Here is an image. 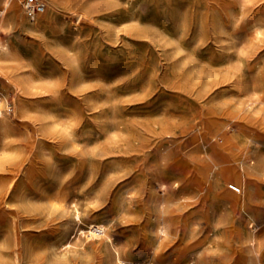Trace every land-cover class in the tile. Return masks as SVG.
Instances as JSON below:
<instances>
[{
  "label": "rangeland",
  "instance_id": "374dc122",
  "mask_svg": "<svg viewBox=\"0 0 264 264\" xmlns=\"http://www.w3.org/2000/svg\"><path fill=\"white\" fill-rule=\"evenodd\" d=\"M43 1L22 26L0 0L13 103L0 156L34 159L0 216V264H122L117 251L129 264H248L253 248L264 264V0Z\"/></svg>",
  "mask_w": 264,
  "mask_h": 264
},
{
  "label": "bare ground",
  "instance_id": "6f19581e",
  "mask_svg": "<svg viewBox=\"0 0 264 264\" xmlns=\"http://www.w3.org/2000/svg\"><path fill=\"white\" fill-rule=\"evenodd\" d=\"M5 6L9 10V18H11L12 20L18 22L22 26H27L28 25L27 24L28 22L26 21L27 19L25 18L26 17V14H27V11L25 10V8L23 9V13L24 14L20 13V10H19V7H18L17 2H14L13 3L12 0H5ZM2 13H4V9L0 13V26L1 27H2V24H3V21H2ZM252 30L256 34H260L262 32L261 31V26H260V24L256 20H253ZM2 59L3 58L1 57V53H0V65L1 66H2V64H1ZM2 69H3V66H2ZM4 71H6V68H5ZM25 109H26V105H25L24 100H22L20 102L19 106H18V110L21 111V112H24ZM9 125H10V123H9L8 119H6V118H0V135L3 132H7L10 129L9 128ZM39 128L40 127H38V128L35 129L36 130V132H35L36 134L32 135L30 138H28L25 141V145H26L27 151L28 150L31 151L32 148H36V146L38 144H40V142L42 141V140H40L42 138L41 137L42 135H41V133H39V131H40L41 128L40 129ZM80 128H82V127H80ZM49 130H52V128H50ZM6 145H4V148L5 147L8 148L7 146H9V145H7V146ZM9 148H10V146H9ZM20 148H22V147H18V149H20ZM12 149H13V146H12ZM24 151H25V149H24ZM103 153H105V151ZM20 155H13V156H20ZM1 156H0V171L1 170L2 171L3 170H7V172H10L11 173L12 178L8 182H6L3 179L0 180V216L5 213V211L7 209V204L13 198V193H16V181H15L16 179L15 178H17L24 170H29V169H32L34 167V164H32L33 161H34V159L32 157H28L27 159H23V160H20V158L18 160H16V159L14 160V158H16V157H13V158H11V157H4V158H2ZM241 157L242 158L240 160H242V159L245 158V156H243V155ZM254 168L255 167L247 166L244 169V172H245L244 174H245V176L248 177V182L250 184L249 189L252 188V180H251V177L250 176H251ZM230 170L235 171L237 169L231 167ZM243 188H244V186H243ZM245 191L246 190H244V193H245ZM20 193L21 194H26L25 191L24 192H20ZM248 197H249V195H248ZM222 198H223V200H227L228 202H231L232 200L236 199V197L235 196H232V195H224ZM90 231H91L90 232L91 234L98 235V236H102V237H104L103 239H105L107 242H110V243L113 244L112 238L107 233V231L105 230V227H104L103 224L92 223L90 225ZM153 231L155 232V234L157 236L156 238L158 240V244H157L158 245V248H160L161 251L164 250L165 247L168 245V237L170 235V227L166 224V222L159 221V222H156L153 225ZM247 238H248L249 242H252V246L255 247V245L253 244V242L255 241L254 233L253 232L248 233ZM247 253H248V256L246 258H247V261H248L247 263L248 264H256L259 261V256L260 255L258 253V249L257 248H253V250L250 249L249 251H247ZM162 256H163V254H160L159 255V258H161V261L164 264L165 263H167V264H176V263H180L182 261H185L186 253L182 254V256H179V255L173 256L172 259H170L169 257H162ZM117 260L120 263H122V264H129V263H127V261H124V260L121 259L120 252L119 251H117ZM34 264H39V263H34Z\"/></svg>",
  "mask_w": 264,
  "mask_h": 264
},
{
  "label": "built area",
  "instance_id": "2783aa9c",
  "mask_svg": "<svg viewBox=\"0 0 264 264\" xmlns=\"http://www.w3.org/2000/svg\"><path fill=\"white\" fill-rule=\"evenodd\" d=\"M24 8L27 11V14L31 18H34L46 10V3L43 0H25ZM12 110V101L6 97L0 87V115L9 114ZM230 188L238 194L243 192V187L240 185L230 184Z\"/></svg>",
  "mask_w": 264,
  "mask_h": 264
}]
</instances>
